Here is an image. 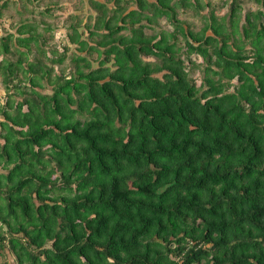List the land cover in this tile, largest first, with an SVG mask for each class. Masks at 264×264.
<instances>
[{
    "label": "trees",
    "instance_id": "16d2710c",
    "mask_svg": "<svg viewBox=\"0 0 264 264\" xmlns=\"http://www.w3.org/2000/svg\"><path fill=\"white\" fill-rule=\"evenodd\" d=\"M244 1H14L0 264H264V0Z\"/></svg>",
    "mask_w": 264,
    "mask_h": 264
},
{
    "label": "rangeland",
    "instance_id": "374dc122",
    "mask_svg": "<svg viewBox=\"0 0 264 264\" xmlns=\"http://www.w3.org/2000/svg\"><path fill=\"white\" fill-rule=\"evenodd\" d=\"M14 1H16V0H9V2L7 3V7L8 8L3 10L4 11L3 14L0 15V37L5 35L8 31H13L14 30L13 29L14 27L10 26V24L14 20V18L11 16L14 10L12 8H9V7H11L12 5L19 7L21 5V2L14 3ZM47 1H49V0H43V2L40 5L46 3ZM217 1H219V0H217ZM31 4L35 5L36 3L33 2ZM31 4H28V5L31 6ZM251 5H252V3L249 0H245L244 3H243V6H244L243 9L246 10L249 7H255L254 4L252 6ZM53 10H54L55 15L61 16L60 18H55V17L48 18V20L50 22L55 23V24H53V26L58 25V21H59L60 24L61 23L67 24V22H65V17L71 12V10H66L65 7H62V8H59V9H55L54 8ZM88 11L89 10H87V7L82 10V13H84L83 17L84 16L86 17V15L88 14ZM93 12H94L93 10L90 11V13H93ZM54 19H59V20L58 21H51V20H54ZM60 21H62V22H60ZM40 26L41 25H39V27ZM60 29H61L60 27L55 29L54 36H52V40L50 41V44L53 43L56 47L59 46L58 45L59 43L64 41L65 35H66L65 32H63V30H60ZM70 52L68 54H70ZM32 55H33V53L31 54L30 57H32ZM2 56L3 55L0 54V57H2ZM6 56L8 57V59H12V57L9 54L6 55ZM69 58H70V56L66 57V59L64 61H65V63H69L70 64V68H71L72 65H71V61L69 60ZM197 60L200 61L199 58H197ZM195 77L198 79L197 73H195ZM45 92H49V89H46ZM5 96H6V94H5L4 89L2 88L1 77H0V104L4 103ZM0 118H1V116H0ZM3 259H4L3 257H0V261H2ZM6 259L10 260L11 257L7 256Z\"/></svg>",
    "mask_w": 264,
    "mask_h": 264
}]
</instances>
